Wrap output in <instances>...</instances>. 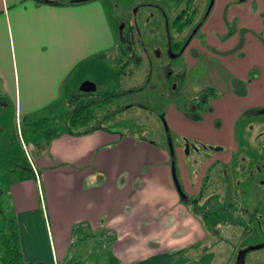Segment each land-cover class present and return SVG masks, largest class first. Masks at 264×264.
<instances>
[{
	"label": "crops",
	"instance_id": "1",
	"mask_svg": "<svg viewBox=\"0 0 264 264\" xmlns=\"http://www.w3.org/2000/svg\"><path fill=\"white\" fill-rule=\"evenodd\" d=\"M220 2L214 0L207 22ZM218 18L225 22L217 23L218 35L226 31L227 21H237L239 35L233 33L223 44L216 38L219 47L214 49L227 52L239 43L242 47L228 57L205 50L204 60L188 52L185 91L194 95L207 86L192 80L198 68L208 67L215 75L230 72L229 80L240 82L239 89L214 80L209 86L221 96L211 102L213 112L204 114L200 122L186 119L171 106L179 115L174 116L172 130L186 140L198 134L209 144L204 145L210 159L204 174L198 177L192 169L195 183L199 181L194 193L185 190L189 172L177 155L179 147L171 149L176 177L192 198L203 190L210 167L233 165L240 149L234 125L242 113L264 114V45L255 36L264 38V0H225ZM115 42L98 0H0V89L12 100L15 111L30 116L40 113L59 102L65 76L76 64L108 54ZM227 44L231 45L226 49L220 47ZM252 71L256 75L248 76ZM254 124L262 127L264 119L257 117L251 127ZM115 138L103 126L79 135L62 134L46 145L49 156L36 160L45 185L46 209L40 205L36 179L24 176L21 182H10L12 216L24 262L87 264L96 261L101 251L104 257L98 264H181L190 255L195 257L193 264L203 260V252L198 251L202 236L197 212L199 207L206 209L205 204L199 201L197 209L182 204L171 184V168L163 172L167 183L165 177L150 179L135 172L130 158L119 162V157L106 154L103 145ZM122 145L129 146L127 142Z\"/></svg>",
	"mask_w": 264,
	"mask_h": 264
},
{
	"label": "rangeland",
	"instance_id": "2",
	"mask_svg": "<svg viewBox=\"0 0 264 264\" xmlns=\"http://www.w3.org/2000/svg\"><path fill=\"white\" fill-rule=\"evenodd\" d=\"M54 1L66 3L73 0ZM98 1L104 6V15L114 33L115 40L118 39L119 25L124 22L127 26L126 33L121 35L122 44L116 40L121 47L124 46L128 49L124 50L123 56L132 57L133 60L141 57L143 62L137 69L133 63H130L126 76L122 78L121 90L126 92L134 89L135 93L125 95L122 100L116 101L112 106L111 110L117 111L125 105L127 109L123 113L113 114L112 117L106 118L102 122L104 127L116 136L113 142L103 145L102 149L106 154L119 157V162L130 158L135 172L140 171L139 173H142L143 177L147 176L150 179L162 180L165 177L163 172L171 168V184L176 190L173 176H177L178 172L175 173V169L172 167L171 148L179 147L177 155L185 162L184 166L189 172V185L186 178L183 177L185 190L194 193L199 181L195 183L192 169H195L198 177L204 174L210 160H208V153L205 152L204 145L208 146L209 144L205 141L202 142L198 134L196 137L186 140L185 136H179L172 130L174 116L179 115L171 111L172 101L168 96V88L160 84V82L164 83L161 68L166 79L171 80L173 75H178V70L181 67L177 65L178 62H173L171 59L173 55H176L175 53L178 55L179 52L177 49H171L166 53L165 49L171 43H188L195 27L203 18L209 1L193 0L194 4L191 7L196 9V12L192 21L180 33L171 31L170 35H166L164 31L165 20L160 14V6L168 15L169 23L183 5H179L175 9L165 0ZM224 2L225 0H221L219 5L215 6L212 20L205 23L204 27L195 34L191 52L195 58L201 57L204 60L205 50L208 51L205 48V43L216 48L219 47L216 44V38L220 39V43L223 44L233 33L237 32L236 35H239L236 27L237 21H227L226 31L222 35L217 34V23H220V20L223 21L218 16L223 10ZM147 4L149 6H146ZM136 11L138 12L135 13ZM223 23L225 22L223 21ZM230 45L220 47L226 49ZM187 50L186 53H188ZM107 55L108 64L117 68L115 63L117 52L112 49ZM208 69L200 70L198 68L199 74H195L192 82L201 86L213 85L214 80L217 79L227 85L232 83L229 80L230 72L222 70L220 75V71H217L218 68L215 66L213 70L218 73L215 75L209 67ZM256 73V71H252L248 76L252 77ZM0 90L2 92L0 94V224H2L5 217L12 218L14 215L12 193L10 194L9 190L11 181L19 180L18 182H21L23 178L30 177L35 182L36 179L40 205L46 209L45 185L36 160L44 155L49 156V153H47L48 149L45 144L42 147L28 144L22 134V122L24 117L30 115L15 111L12 100L6 96L3 89ZM83 96L82 100L84 101L89 100V96L91 97L90 93ZM188 96L192 95L188 94ZM135 104L137 107L133 109ZM259 112L246 113L234 125L235 133L240 140V149L238 155L233 159V165L222 167L218 164L217 167L214 166L210 169L206 174L207 178L203 179L202 189L205 190L200 200L201 203L206 201L203 198H210V196L214 200L211 205H206L205 210L225 207L230 209L232 218L230 219L221 210H213V215L206 216L200 211V209L204 211V208L199 207L197 216L200 218L197 221L201 224L202 240L198 245V251H202L204 255L203 260L198 264H235L239 251L248 248V246L260 245H262L260 249L248 252L245 256V264H264V196H262L264 194V187L262 188L264 181V125L258 127L254 124L251 127L257 117L264 119V114H259ZM99 114L101 115V113ZM166 128H168L169 136ZM126 142L129 146L123 148L122 143ZM212 154L214 153L212 152ZM243 159L245 160L242 161ZM151 185L153 184L151 183ZM247 213L249 216L244 217ZM92 245L94 244L91 242ZM96 246L98 247V243ZM101 252V256H98L96 261L87 264L102 263L100 257H104V252ZM189 252L192 251L189 250ZM194 258L190 255L188 261L181 264H193Z\"/></svg>",
	"mask_w": 264,
	"mask_h": 264
},
{
	"label": "trees",
	"instance_id": "3",
	"mask_svg": "<svg viewBox=\"0 0 264 264\" xmlns=\"http://www.w3.org/2000/svg\"><path fill=\"white\" fill-rule=\"evenodd\" d=\"M167 1V0H166ZM177 8L183 5L182 9L177 13V17L172 21L171 26L176 32L183 30L195 16L196 9H191L194 4L193 0H168ZM191 11V12H190ZM246 32L247 30H243ZM264 45V38L261 35L255 34ZM119 43L120 40L116 39ZM115 42L114 50H119V43ZM236 50H239L242 46ZM176 44L175 48H179ZM122 48V47H121ZM235 51L228 53H220L221 55L233 54ZM121 54V53H120ZM107 54H99L92 56L76 64L66 76L61 85V96L58 98V103L44 109L40 113L32 114L24 117L22 122V134L25 140L34 147H42L49 142L55 140L62 134L79 135L81 133L90 132L100 129L104 126V119L112 117L113 114H118L125 111V107L112 111V106L116 101L122 100L127 92L118 95L121 90L123 76H126L129 63L123 60H116L117 68L110 66L107 62ZM94 83L96 91L89 92L94 94L89 100H82L84 94L79 86L85 81ZM176 95L173 101V107L183 117L193 121L200 122L203 120V114L212 111L210 101L218 99L220 96L213 88L206 87L201 93L188 96L182 93L183 79L178 82ZM240 82L233 81L234 89H239ZM1 91V90H0ZM2 92H0L1 94ZM245 94V93H244ZM243 95V94H242ZM124 109V110H123ZM121 110V111H120ZM101 113V115L99 114ZM248 111L242 113L246 115ZM196 200V199H192ZM212 198L207 205H211ZM182 204L189 206V202L182 201ZM196 208V207H195ZM204 208V207H202ZM209 209V210H208ZM200 209L206 216L214 214L213 210H221L232 218L230 209ZM196 212V211H195ZM0 264H42L41 262H24L20 246V235L18 232L17 222L12 218H4L0 224Z\"/></svg>",
	"mask_w": 264,
	"mask_h": 264
},
{
	"label": "flooded vegetation",
	"instance_id": "4",
	"mask_svg": "<svg viewBox=\"0 0 264 264\" xmlns=\"http://www.w3.org/2000/svg\"><path fill=\"white\" fill-rule=\"evenodd\" d=\"M166 1V0H165ZM209 1V3H208V5H207V7H206V9L205 10H207V8H208V6H209V4H210V0H208ZM166 2H169L168 0L166 1ZM169 4L173 7V8H177L176 6H174L171 2H169ZM146 6H149L148 4L146 5ZM214 6V5H213ZM192 8L193 7H191V9L190 10H192ZM213 8V7H212ZM133 10V9H132ZM165 10L163 9V7H161L160 6V14H162V16L164 17V20H165V32H166V35H170L171 34V31H174V32H176V30L175 29H173L172 28V26H171V23H172V21L177 17V15L178 14H176L171 20H170V22L168 23V15L167 14H165V12H164ZM211 11H212V9H211ZM210 11V13L208 14V16L206 17V19L203 21V25H205V23L208 21V19H209V17H210V14L212 13ZM138 11H136L135 13H137ZM191 12V11H190ZM206 12V11H205ZM206 14V13H205ZM205 14L203 15V17L205 16ZM194 17V16H193ZM193 19V18H192ZM203 20V18L201 19V21ZM192 21V20H191ZM200 21V22H201ZM200 22H198V24L200 23ZM198 24H197V26H198ZM201 26L194 34H192L191 36V39L188 41V43H186L185 44V42H183V43H171V44H169V46L167 47V49H168V51H167V49H165L166 50V53H168L171 49H176L175 48V46H176V44H179L180 46H179V48L177 49V51L179 52V54L177 55V53H175L176 55H173V57H172V59H171V61H175L176 63H177V65L179 66V67H181V69L180 70H178V75H173L170 79L171 80H169V78L168 79H166L165 78V76H164V73H163V69L161 68V73L163 74V79H164V83H162V82H160V84H162V85H164L166 88H168V96L170 97V101H172V104H173V101H174V99H175V96H174V94L176 95V93H175V91L177 90V87H178V82L180 81V79H183V88H182V93H185V94H188L186 91H185V86H186V84H185V80H186V75H187V72H185V71H187V65H186V60H184L185 59V57H186V50H187V52H192V49H193V47H192V49L191 50H189L190 48L189 47H191L190 46V44H191V42H192V40L194 39V36H195V34L202 28V27H204V26ZM187 26H188V24H187ZM196 26V27H197ZM127 26H125V23L124 22H122L121 23V25H119V27L118 28H120L119 29V31H118V39L120 40L121 39V35H124L125 33H126V30H127V28H126ZM196 27H195V29H196ZM186 28V27H185ZM184 28V29H185ZM183 29V30H184ZM182 31V30H181ZM180 31V32H181ZM180 32H176V33H180ZM230 37H228L227 38V40L229 39ZM226 42V41H225ZM120 43H121V40H120ZM122 44V43H121ZM207 43H205L204 45H205V48H207L208 49V51H209V53H211V54H213V55H218V56H223V57H228L229 55H233L235 52H237V48H235V49H232V50H228L227 52H220V51H218L217 49L215 50L213 47H210V46H208V45H206ZM239 46V45H238ZM162 47V46H161ZM126 48L124 47V46H122V48L120 47L119 48V50H116V52H117V59H119V60H123V61H127L128 63H129V65H130V63H133V65L134 66H136L135 67V69H137L143 62H142V58L140 57V59L138 58V59H135L134 58V60L132 59V57H130V58H127V57H124L123 56V54L122 53H124ZM126 50H128V49H126ZM230 51H235L233 54H228V55H221L220 53H228V52H230ZM121 53V54H120ZM193 57V56H192ZM116 59V60H117ZM132 60H133V62H132ZM116 62V61H115ZM150 62V61H149ZM151 63H153V62H151ZM182 64H183V67H182ZM128 65V66H129ZM184 73H186V74H184ZM128 75L130 74L129 72L127 73ZM234 81H236V80H234ZM232 86H233V81H232ZM206 87H210V88H213V87H211V86H209V85H207ZM206 87L205 88H203L202 90H200L199 92H197V93H195V95H197V94H199V93H201V91H203L204 89H206ZM216 92H217V90L215 89V88H213ZM90 92H92V91H90ZM128 94H133V93H135V90L134 89H130V90H127L126 91ZM217 93H219V92H217ZM116 94H118V95H123L124 94V91L122 90V91H120L119 93H116ZM220 94V93H219ZM90 95H94V94H90ZM125 96V95H124ZM124 96L122 97V98H124ZM193 96V95H192ZM220 96H221V94H220ZM220 96L218 97V98H220ZM121 98V99H122ZM214 100H218V99H214ZM214 100H211L210 101V106H211V102L212 101H214ZM125 107V109H127L126 108V106L124 105L123 106V108ZM137 107V105L135 104L134 105V107H132L133 109L134 108H136ZM131 109V108H130ZM124 112V111H123ZM122 112V113H123ZM211 112H213V106H212V111ZM211 112H207V113H211ZM207 113H205V114H207ZM204 115V114H203ZM203 118V117H202ZM187 119V118H186ZM204 119V118H203ZM191 121V120H190ZM203 121V120H202ZM193 122V121H192ZM172 144V143H171ZM188 144V143H187ZM188 147H189V144H188ZM170 148H171V145H170ZM211 149H213V150H215L216 151V148H214V147H210ZM172 150H173V148H171ZM210 149V150H211ZM217 150H218V148H217ZM217 164H219V163H217ZM215 166V165H214ZM214 166H212V167H210L209 168V170L210 169H212ZM209 170H208V172H209ZM208 172H206V173H208ZM207 178V177H206ZM177 180H178V178H177ZM178 184H179V186H180V189L183 191V193L185 194V196L187 197V200H186V202L188 201L189 202V206L190 207H193L194 209H197V208H195V207H197L196 206V204L198 205V203H199V201L202 199V195H204L203 193H204V188H203V190L202 191H200V193L196 196V197H194V198H192L191 196H189L188 194H186L185 193V191L182 189V187H181V184H180V182H179V180H178ZM202 187H203V185H202ZM211 198L213 199V197L211 196ZM211 198H208L205 202H204V204H205V207H206V205L208 204L207 202H209L210 201V199ZM192 199H196L195 201L194 200H192ZM201 202V201H200ZM212 202H214V201H212ZM193 204V205H192ZM192 205V206H191ZM210 205V204H209ZM204 207V206H203Z\"/></svg>",
	"mask_w": 264,
	"mask_h": 264
},
{
	"label": "water",
	"instance_id": "5",
	"mask_svg": "<svg viewBox=\"0 0 264 264\" xmlns=\"http://www.w3.org/2000/svg\"><path fill=\"white\" fill-rule=\"evenodd\" d=\"M86 1H93V0H74V3H85ZM213 5H214V0H210V4H209V6H208V8H207V10L205 12L206 14L203 17V20L198 24V26L196 27L195 31L192 34H194L203 25L202 23L206 19V17L208 16V14L210 13ZM79 88H80L81 91L88 92V93L90 91H92V92L96 91V88H95L94 83H92L89 80L83 82L79 86ZM261 113H264V110H262ZM165 130L167 132V135L169 136L168 128H166ZM173 178H174V182H175V189L178 191V194L180 195L181 200L186 202L187 197L185 196V194L183 193V191L180 189V186L178 184V180H177L176 176H173ZM261 247H262V245H260V246H248V248L242 249L236 255L235 264H245V259H246L245 256L248 254V252L249 251H253V250H258Z\"/></svg>",
	"mask_w": 264,
	"mask_h": 264
}]
</instances>
